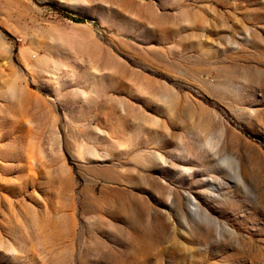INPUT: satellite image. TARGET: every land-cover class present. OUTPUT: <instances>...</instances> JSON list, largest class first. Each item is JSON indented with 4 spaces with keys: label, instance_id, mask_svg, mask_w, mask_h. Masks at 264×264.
I'll list each match as a JSON object with an SVG mask.
<instances>
[{
    "label": "rangeland",
    "instance_id": "1",
    "mask_svg": "<svg viewBox=\"0 0 264 264\" xmlns=\"http://www.w3.org/2000/svg\"><path fill=\"white\" fill-rule=\"evenodd\" d=\"M0 264H264V0H0Z\"/></svg>",
    "mask_w": 264,
    "mask_h": 264
},
{
    "label": "trees",
    "instance_id": "2",
    "mask_svg": "<svg viewBox=\"0 0 264 264\" xmlns=\"http://www.w3.org/2000/svg\"><path fill=\"white\" fill-rule=\"evenodd\" d=\"M76 20H79V19H76Z\"/></svg>",
    "mask_w": 264,
    "mask_h": 264
}]
</instances>
